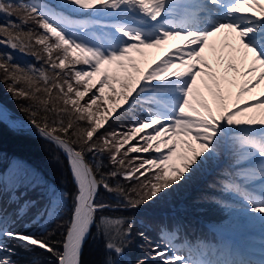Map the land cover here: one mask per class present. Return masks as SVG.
Here are the masks:
<instances>
[{"label":"snow or ice","instance_id":"1","mask_svg":"<svg viewBox=\"0 0 264 264\" xmlns=\"http://www.w3.org/2000/svg\"><path fill=\"white\" fill-rule=\"evenodd\" d=\"M67 2L85 11L121 16L138 14V19L106 25L115 34L105 32L89 38L69 29L75 26L85 32L92 23H99L98 20L75 21L35 0L28 3L21 0L15 6L0 0V13L9 17L22 13L19 24L9 20L0 25V37H3L0 43L22 52L40 46L32 55L37 60L43 58L48 65L47 69H37L34 65L25 68L11 63L10 54L0 53V78L8 82V91L14 96L37 102L45 113L57 114L59 118L49 125L47 115L38 120V111L24 109L29 111L30 122L38 132L67 154L77 189L62 251L56 252L50 242L34 234L0 228V236L24 241L26 246H38L55 255L58 264H81L82 247L95 222V214L106 207L95 202L100 186L124 195L130 207H137L181 181L202 159L212 156L225 138L233 148L235 171L230 175L244 182L225 181V190L236 193L252 211L264 214V91L249 100L240 99L264 80V71L249 76L257 67L264 69V3L261 0H207L206 3L189 0L183 5L184 11L177 14L176 0ZM145 20L155 23L144 26ZM30 21L43 31L25 32L22 26ZM221 32L230 34L234 42L224 45L230 49L226 63L223 49L216 54L215 46H211L217 63L213 68L204 52L210 47L209 38ZM177 38L181 43L173 44L143 70L140 68L142 60L133 53L143 58L145 49L158 48ZM234 53H241L239 62L243 67H238ZM129 68L132 72L127 71ZM117 70L124 71L125 75H117ZM229 70L233 75L229 76ZM238 77L248 78L238 83ZM233 86H236L235 93ZM205 91L212 103L205 98ZM113 99L118 102L103 106L102 102ZM137 103L150 105L145 116L134 118L126 130L108 132L96 140L98 130L105 127L118 109L123 111L125 106L131 109ZM73 144H79L80 149ZM153 149L155 155L151 158L136 155L127 159L130 153H151ZM85 150L110 153L109 160L116 168L108 176L120 175L137 181L143 177L142 182L127 193L119 185L111 187L103 176L97 179L96 172L85 161ZM255 181L261 184L259 195L249 188ZM101 224L112 234L106 247L120 254L123 249L114 241L128 235L130 226L123 227V219L108 217H101ZM167 242L172 244L171 234ZM4 249L0 242V251ZM153 251L162 258L167 255V249ZM178 251L167 255L163 264H212L177 254ZM0 264L16 262L5 256L0 257ZM137 264L144 262L137 261Z\"/></svg>","mask_w":264,"mask_h":264},{"label":"trees","instance_id":"2","mask_svg":"<svg viewBox=\"0 0 264 264\" xmlns=\"http://www.w3.org/2000/svg\"><path fill=\"white\" fill-rule=\"evenodd\" d=\"M3 2L15 6L21 0H3ZM24 2L28 3L32 0H24ZM35 2L54 8L67 17L79 18L74 10L62 4L61 1L35 0ZM20 15L22 13H14L9 17L0 13V25L7 24L9 20L19 24L18 17ZM22 28L25 32L30 29L33 32L37 31L31 28L30 22L23 25ZM39 47L36 46V49ZM36 49L29 48L22 52L0 43V53L10 54L11 63L25 68L34 65L37 69L41 67L47 69L48 65L44 63L43 58L37 60L32 55V51ZM40 54L43 57L42 50ZM49 73L51 74V69H49ZM42 95L43 93H41ZM0 100L27 121H30L31 117L29 111H24V109L38 111V120L47 115L49 125L59 118L56 113H45L42 106H38L37 102L33 100L14 96L12 92L8 91V82L2 78H0ZM10 117L14 116L10 114ZM123 117H125L123 112L119 117H111L105 127L98 130L96 140L98 141L100 136L112 132L110 128H115L113 123L122 120ZM63 118L67 121V116ZM29 121H25L23 126L12 127L0 119V217H3L0 228L14 233L34 234L36 237H42L51 243L56 252H60L64 235L71 220L77 189L63 151L54 142L39 134L36 127ZM73 146L77 150L80 149L79 144H73ZM84 155L86 162L96 172L97 179L103 176L113 188L119 185L127 193L128 189L137 187L142 182V179L141 181L126 180L120 175L108 176L107 174L116 168L109 160V152H87L85 150ZM97 165H99L98 171ZM219 170L217 173L209 172L206 175L209 185L215 187L214 185L218 184L217 179L222 185L225 181L231 180L229 177L230 173H233L232 171L223 168V166H220ZM206 192L209 193L210 190ZM128 194L135 196V193ZM208 196L209 198L214 197L218 201L214 190ZM201 197L204 198V195ZM95 202L104 204L106 207L98 209L95 214V222L82 247L81 264H130L135 262L133 251L135 241L140 234L138 228L142 227L146 229L145 233L152 241L148 246L149 251L143 252L144 256H147L148 253H155L154 248L164 249L165 239L160 233L164 228H173L178 236L187 239L190 249H186V252L190 256L192 252L203 253L202 240H206L210 235L207 226H205V222L211 219L209 212L202 214L198 213L195 208L186 207L189 203L188 198L177 197L169 201H161L156 198L155 201L148 200L137 207H130L124 195L108 192L100 186ZM101 217L123 219L125 221L123 227L130 226L131 232L128 235L114 241L123 249L120 254L106 247L112 234L101 224ZM0 242L5 246L4 251L9 252L10 249L25 251L21 247L23 242L18 239L0 236ZM182 245L187 247L185 243ZM48 255L51 257L48 264H57L55 255L36 246L30 248L26 256L31 258L30 261L37 259L34 262L38 264L44 261ZM141 258L143 257H138V259Z\"/></svg>","mask_w":264,"mask_h":264},{"label":"rangeland","instance_id":"3","mask_svg":"<svg viewBox=\"0 0 264 264\" xmlns=\"http://www.w3.org/2000/svg\"><path fill=\"white\" fill-rule=\"evenodd\" d=\"M61 1L62 4L69 7L70 9L74 10L75 13L81 14V18H71L75 21H94L98 20L99 23H92L88 29L85 30V32H81L79 28H76L73 26L69 31L75 32L78 36H87L89 38H92L93 36H101L105 32H113L114 30L109 29L106 27V25H110L112 23L116 22H122V23H132L138 19V14H135L134 17L131 16V14H127L124 16H121L119 14H113L111 12H93V11H85L83 9H80L78 6L69 4L67 0H58V2ZM183 1L181 0L177 7L176 11L177 14L182 13L184 11L183 9ZM182 4V5H181ZM45 6L44 4H42ZM70 18V17H69ZM152 21H144V26H150ZM31 28L37 30L36 32H41L42 29H39L38 26L35 24V22L30 21ZM119 35V34H116ZM213 40L214 37L209 38V45L210 48L213 46ZM175 43H181V41L177 38L176 40H170L165 44H162L161 49L162 53H160L158 57L162 56L164 53H166L169 48L175 44ZM147 56V50H144ZM225 55V63L228 59V53L223 52ZM134 56H136L138 59L145 60L146 56L141 58L139 57V54L133 53ZM205 58L209 60L210 63L213 64V68L217 67L215 55L212 57H209L206 53H204ZM234 56L236 58V62L238 64V67H243V65L240 64L239 58L240 55L238 53ZM250 59V57H249ZM79 67V66H78ZM140 68L143 70L141 63ZM128 72H132V69H127ZM260 71H264V69H261L259 67L256 68V71L254 73H249V76H255L258 75ZM133 75H137V73L133 72ZM229 76L233 75V73L229 70L228 72ZM117 75L124 76L125 72L117 70ZM248 77H238L237 81L247 79ZM96 79L95 77L93 78ZM116 89L117 92L120 90L119 83H116ZM105 91L107 92L108 89L106 88ZM236 86L232 87V92L235 93ZM261 91H264V80L260 81V84L257 85L251 93H244L240 99L241 101L249 100L252 95H258ZM205 98L209 100L210 103H212V99L210 95L205 91ZM235 97L233 96V99ZM115 99H113L111 102H102L104 107L110 106L111 103H117ZM83 103V101H82ZM147 108L148 105H141L140 103H137L135 106H133L131 109H128L127 106H125V110H117V113L113 114L112 118L119 117L120 114L123 112L125 117H123L122 120L116 121L113 123L115 125V128H110V130L113 131H123L127 129V126L132 122L134 118L142 117L147 114ZM12 115V114H11ZM14 117H10L9 112H7L4 108L0 106V119L5 121L8 125L12 127H20L25 124V121L28 122L26 119L20 118L19 116L13 115ZM109 130V131H110ZM134 142V141H133ZM130 142V143H133ZM198 147V145H196ZM127 148V145L125 146V149ZM233 148L231 141L227 138H225L220 146L218 147L217 151L207 159H202V163L195 168V170L191 171L190 173H186L185 177L179 181L178 183L171 186L170 189L164 190L163 194H159L156 198L161 201H169L172 199H175L177 197L182 198H188L189 203H187L186 207L189 206L191 208H195L198 210V213L205 214L206 212H209L212 222L214 223V226L218 232L221 234H224L226 238H231V241L235 243L234 245H230L232 249H227L225 252V256L222 257L219 253L214 252V254H211L209 259H202L203 261H210L212 264L216 262H224L229 261L232 262V264H240V262H251V264H260L262 260H264V214L254 212L251 209L248 208L246 203L243 202H234V201H224V204L219 203L216 201L214 197L209 198L208 194L211 193L212 190L215 192L216 189L209 185L208 176L206 175V172H208L212 168H219L221 163L223 166L227 164L229 161L233 160ZM140 155L145 158H151L152 155H155L154 149L151 151V153H130L127 159H131L133 156ZM174 163L179 164L178 160H173ZM233 165V163H229ZM227 166V165H226ZM216 171L214 170L213 173ZM143 180V177L141 178ZM202 181V182H201ZM250 190L253 188L255 189L257 195H259L261 184L260 181L256 183L255 187H252L249 185ZM195 188V189H194ZM194 189V190H193ZM210 190V192H206ZM225 194H232L234 196V192H229L225 189H223ZM205 193V194H204ZM207 193V194H206ZM218 193V192H217ZM220 194V193H219ZM201 195H204V198L201 197ZM226 197V196H222ZM155 197L151 199V201H155ZM236 201V200H235ZM246 228V230L243 233H235L233 230L236 228ZM140 229V234L138 235L137 240L135 241V248L133 251V259H135V262L130 264H137V261H143L144 264H163V259L167 258V255L165 257L157 256L156 253H148L147 256L143 255L144 251H149V244L152 242L150 237L147 233H145L146 229L144 227L138 228ZM232 231V232H231ZM261 233V234H260ZM24 242V241H22ZM20 246V245H19ZM21 247H23V250H12L10 249L7 253H0V257H9L12 259L16 264H36L37 259H34V261H30V257H27V253L30 251V248H33L31 245H27L24 242L21 244ZM38 247V246H36ZM161 248V247H160ZM161 251L166 250L159 249ZM34 251V250H32ZM26 254V255H24ZM138 257H143L141 259H138ZM152 257V259H150ZM51 257L49 255L45 258L44 261L38 263V264H48V261ZM29 259V260H28Z\"/></svg>","mask_w":264,"mask_h":264},{"label":"bare ground","instance_id":"4","mask_svg":"<svg viewBox=\"0 0 264 264\" xmlns=\"http://www.w3.org/2000/svg\"><path fill=\"white\" fill-rule=\"evenodd\" d=\"M181 0H176V3L178 4ZM183 2L185 4H187L189 2V0H183ZM204 2L206 3L207 0H204ZM262 3H264V0H261ZM209 7H212L211 5H209ZM132 17L135 16V14H131ZM148 21V20H147ZM214 40H213V44L215 46V50H216V54H218L221 49H223V52L225 53H229L230 49L225 48L224 45L225 44H232L234 41L232 39V36L230 34H227L226 32H221V33H217L216 35L213 36ZM238 44V42H236ZM147 50V56L145 60H142L141 62V66L144 69L148 63H151L157 56L160 55V53H162V49L161 47L158 48H154V49H146ZM209 57L214 56L215 54L213 53V49L212 47H208L205 49V52ZM237 53H234L233 55L237 57L236 55ZM238 55L241 56V53H238ZM238 58V57H237ZM248 63H250V59L247 61ZM240 228H236V230H243L244 228H241V226H239Z\"/></svg>","mask_w":264,"mask_h":264},{"label":"water","instance_id":"5","mask_svg":"<svg viewBox=\"0 0 264 264\" xmlns=\"http://www.w3.org/2000/svg\"><path fill=\"white\" fill-rule=\"evenodd\" d=\"M0 106L2 107V108H4L5 110H7V111H9L10 112V110L0 101ZM65 155H66V157H67V154L65 153ZM68 159V158H67ZM87 163V162H86Z\"/></svg>","mask_w":264,"mask_h":264}]
</instances>
